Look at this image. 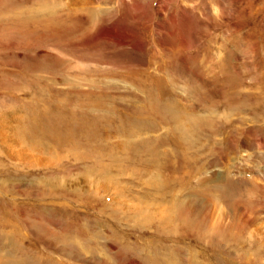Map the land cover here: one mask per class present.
<instances>
[{
  "label": "rangeland",
  "instance_id": "374dc122",
  "mask_svg": "<svg viewBox=\"0 0 264 264\" xmlns=\"http://www.w3.org/2000/svg\"><path fill=\"white\" fill-rule=\"evenodd\" d=\"M0 264H264V0H0Z\"/></svg>",
  "mask_w": 264,
  "mask_h": 264
},
{
  "label": "bare ground",
  "instance_id": "6f19581e",
  "mask_svg": "<svg viewBox=\"0 0 264 264\" xmlns=\"http://www.w3.org/2000/svg\"><path fill=\"white\" fill-rule=\"evenodd\" d=\"M58 21H59V20H58ZM158 35H159V34H158ZM146 96H147V95H146ZM149 104H150V103H149ZM140 106H141V105H140ZM162 108H163V107H162ZM165 108H166V107H165ZM155 109H156V108H155ZM160 109H161V108H160ZM152 110H153V109H152ZM152 110H151V111H152ZM173 110H174V109H173ZM181 110H182V109H181ZM183 110H185V109L183 108ZM144 111H145V110H144ZM154 111H155V110H154ZM171 112H172V111H171ZM172 113H173V112H172ZM160 114H161V113H160ZM169 114H171V113H169ZM179 114H180V113H179ZM172 115H174V114H172ZM187 115H188V114H187ZM156 116H157V114H156ZM164 116H165V115H164ZM174 116H175V115H174ZM176 116H177V115H176ZM176 116H175V117H176ZM181 116H182V115H181ZM154 118H156V117H154ZM173 118H174V117H173ZM177 118H178V117H177ZM161 119H162V118H161ZM164 119H165V118H164ZM194 120H195V119H194ZM196 120H197V119H196ZM198 120H200V119H198ZM187 122H188V121H187ZM193 122H194V121H193ZM198 122H199V121H196L195 123L197 124ZM203 122H205V121H203ZM199 124H200V123H199ZM199 124H198V125H199ZM176 125H177V124H176ZM181 127H182V126H181ZM211 128H212V127H211ZM104 134H105V133H104ZM63 142H64V141H63ZM63 144H64V143H63ZM68 145H69V144H68ZM64 146H67V145H66V142H65V145H64ZM113 146H114V145H113ZM125 146H126V145H125ZM60 147H61V146H60ZM66 148H67V147H66ZM140 163H142V162H140ZM158 168H159V167H158ZM160 171H161V170H160ZM171 171H172V170H171ZM133 173H134V172H133ZM174 182H175V181H174ZM225 183H227V181H226ZM199 184H200V183H199ZM172 185H173V184H172ZM219 188H220V187H219ZM217 190H218V189H217ZM225 190H227V188H226ZM223 191H224V190H223ZM223 191H217V193L219 192V195H221L220 197L223 196L222 198L228 199L227 196H224V194H225L224 192H225V191H224V192H223ZM186 192H187V191H186ZM200 193H201V192H200ZM222 193H223V194H222ZM227 194H228V193H227ZM207 199H208V198H207ZM176 203H177V202H176ZM181 207H182V206L180 205L179 207H177V208H178L177 210H175V209H174V210H175V211H179ZM182 209H183V208H182Z\"/></svg>",
  "mask_w": 264,
  "mask_h": 264
}]
</instances>
